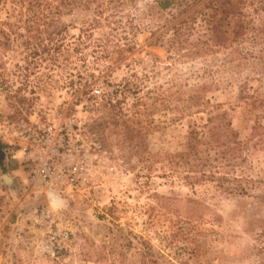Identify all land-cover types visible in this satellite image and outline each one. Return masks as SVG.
<instances>
[{"label": "rangeland", "instance_id": "rangeland-1", "mask_svg": "<svg viewBox=\"0 0 264 264\" xmlns=\"http://www.w3.org/2000/svg\"><path fill=\"white\" fill-rule=\"evenodd\" d=\"M221 1L0 0V264H264V0L220 44ZM217 112L246 193L172 161Z\"/></svg>", "mask_w": 264, "mask_h": 264}, {"label": "trees", "instance_id": "trees-1", "mask_svg": "<svg viewBox=\"0 0 264 264\" xmlns=\"http://www.w3.org/2000/svg\"><path fill=\"white\" fill-rule=\"evenodd\" d=\"M185 1L188 3V0H161L160 6L167 8L175 3L180 4ZM217 8L220 9L223 17L216 20L213 32L218 43L221 44L227 39L221 28L222 20L229 16H236V13L239 12V5L234 6L230 1L223 0ZM46 23L44 20L43 25ZM84 26L95 28L96 23L90 21ZM105 97L109 99L110 94ZM258 127L259 124L254 125L253 129ZM248 147V141L239 138L238 132L226 118V112H217L201 125H190L187 148L184 152L172 156V161L174 164L185 166L186 179L191 182L195 183L205 179L215 180L219 187L230 189L234 194H241L247 191L242 184L244 176H237L239 173H236L247 161L244 153ZM5 156L4 145L0 144V160H3ZM242 171L243 169H241Z\"/></svg>", "mask_w": 264, "mask_h": 264}, {"label": "built area", "instance_id": "built-area-1", "mask_svg": "<svg viewBox=\"0 0 264 264\" xmlns=\"http://www.w3.org/2000/svg\"><path fill=\"white\" fill-rule=\"evenodd\" d=\"M33 150L31 152L37 153V155L43 154L42 151L39 150L37 147L32 146ZM50 152V153H49ZM47 156L43 160V162L36 166L35 169L32 171L33 176L38 178L43 184L46 186H53L56 182L60 181L64 176L66 178L65 182L67 184H74L76 182V176L74 172H72L69 168H65L64 170H58L56 163H55V156L59 154V149H52L49 150L47 148L46 153ZM34 161L36 158L30 156Z\"/></svg>", "mask_w": 264, "mask_h": 264}]
</instances>
